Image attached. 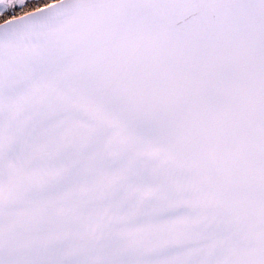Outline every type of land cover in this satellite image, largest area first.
<instances>
[{
    "label": "snow or ice",
    "instance_id": "1",
    "mask_svg": "<svg viewBox=\"0 0 264 264\" xmlns=\"http://www.w3.org/2000/svg\"><path fill=\"white\" fill-rule=\"evenodd\" d=\"M0 264H264V0H0Z\"/></svg>",
    "mask_w": 264,
    "mask_h": 264
}]
</instances>
